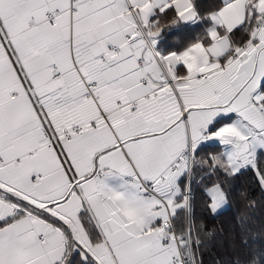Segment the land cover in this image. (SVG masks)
<instances>
[{"label": "snow or ice", "instance_id": "obj_1", "mask_svg": "<svg viewBox=\"0 0 264 264\" xmlns=\"http://www.w3.org/2000/svg\"><path fill=\"white\" fill-rule=\"evenodd\" d=\"M195 15L191 0H0V264H199L194 166L223 174L202 185L213 214L245 171L264 188V0H221L210 43L153 51Z\"/></svg>", "mask_w": 264, "mask_h": 264}, {"label": "trees", "instance_id": "obj_2", "mask_svg": "<svg viewBox=\"0 0 264 264\" xmlns=\"http://www.w3.org/2000/svg\"><path fill=\"white\" fill-rule=\"evenodd\" d=\"M191 2L197 14V21L190 25H182L177 21L162 30L163 39L158 46L161 53L178 52L195 42L205 45L210 42L208 32L214 26L211 15L218 10L221 0ZM156 18L154 15L152 20ZM219 148L216 145H208L199 156L210 164L211 156L218 154ZM217 179L223 180V174H213L208 165L194 166L192 214L197 228L203 225V229L199 231L202 241L197 256L199 264H249L253 255L264 259V190L255 173L247 170L227 184L225 191L228 193V207L213 214L204 203L202 185H210ZM198 181L200 183H197ZM242 192L246 194L243 197L240 195ZM180 226L181 221H177V227Z\"/></svg>", "mask_w": 264, "mask_h": 264}, {"label": "crops", "instance_id": "obj_3", "mask_svg": "<svg viewBox=\"0 0 264 264\" xmlns=\"http://www.w3.org/2000/svg\"><path fill=\"white\" fill-rule=\"evenodd\" d=\"M193 9H194V8H193ZM194 11H195V10H194ZM216 11H217V10H216ZM216 11H215L212 15H214V14L216 13ZM156 12H158V10H154V13H156ZM195 13H196V12H195ZM212 15H211V17H212ZM153 17H154V15L150 17V20H152ZM211 20H212V19H211ZM196 21H197V14L195 15V17H194L192 20H190V21H180V23H181L182 25H190V24H194ZM212 22H213V21H212ZM213 24H214V23H213ZM214 27H215V26L211 27L210 30H213ZM215 30L219 31V29H218L217 27H215ZM162 39H163V37L161 36V33H160V35H159L158 37L155 38V42H154V45H153V51H154L155 53H157L158 55H160V56H166V55H168L169 53H164V54H163V53H161V52L159 51V48H158L159 43L162 41ZM200 43H201V42H200ZM209 43H210V42H209ZM202 44H203V43H202ZM183 50H184V49H183ZM183 50L178 51V52H176V53L179 54V53L182 52ZM170 53H171V52H170ZM178 67H182V66H178ZM216 146H218V145H216ZM219 147H220V146H219ZM220 150H221V149L219 148V151H220ZM262 159H264V158H262ZM262 189L264 190V188H262ZM227 207H228V204H226V205L224 206V208L220 209L217 213L226 210ZM217 213H216V214H217ZM78 260H79V254H78V253H73L70 264H78Z\"/></svg>", "mask_w": 264, "mask_h": 264}, {"label": "clouds", "instance_id": "obj_4", "mask_svg": "<svg viewBox=\"0 0 264 264\" xmlns=\"http://www.w3.org/2000/svg\"><path fill=\"white\" fill-rule=\"evenodd\" d=\"M171 25H173V24H171V23H169V24H163V25H161V27H163V28H168V27H170ZM195 43H197V42H195ZM192 44H194V43H192ZM192 44H189L186 48L191 47Z\"/></svg>", "mask_w": 264, "mask_h": 264}]
</instances>
